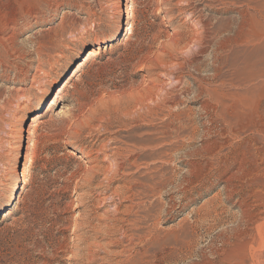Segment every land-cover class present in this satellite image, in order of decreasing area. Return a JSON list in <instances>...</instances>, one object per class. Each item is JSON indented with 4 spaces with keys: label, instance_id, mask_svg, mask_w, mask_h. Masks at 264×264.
Listing matches in <instances>:
<instances>
[{
    "label": "rangeland",
    "instance_id": "obj_1",
    "mask_svg": "<svg viewBox=\"0 0 264 264\" xmlns=\"http://www.w3.org/2000/svg\"><path fill=\"white\" fill-rule=\"evenodd\" d=\"M124 1L0 0V264H264V0Z\"/></svg>",
    "mask_w": 264,
    "mask_h": 264
},
{
    "label": "bare ground",
    "instance_id": "obj_2",
    "mask_svg": "<svg viewBox=\"0 0 264 264\" xmlns=\"http://www.w3.org/2000/svg\"><path fill=\"white\" fill-rule=\"evenodd\" d=\"M127 1L128 0H125L124 2H127ZM123 6H124L123 2H119L118 3V7L119 8H122ZM121 19H122V17L120 15V17H118V22H117V27H116L115 33L111 34L110 36H106L101 41L97 42V45H96L97 48H95L93 50H90L86 54L85 58H83V60L78 64L77 68L72 73V75H75L77 73V71H80L81 70V67H83V64H84L85 60L87 59V57L88 58L89 57H96L98 55V52H99L98 46H100L101 44H105L106 42L111 41L112 39H114L116 33L119 31V29L121 27ZM55 98H56V95L52 99L54 100ZM40 106H41V104H40ZM35 119L36 118H34V116H33V118H31V121L33 122V121H35ZM26 132L28 133V131H26ZM28 148H29V137L27 136L25 149L27 150ZM23 149H24V146H23ZM70 154L72 156L75 155V153L73 151H71ZM76 156H77L76 158L78 160H81L79 155H76ZM14 172H17V162L14 164ZM18 183H19V179H16L15 182H14V184H13V186H12V188H11V190H10V192H9V195H8L9 198H12L14 196V193L16 191V188H17V184ZM5 205H6V203L4 201H1L0 202V208L4 207Z\"/></svg>",
    "mask_w": 264,
    "mask_h": 264
}]
</instances>
